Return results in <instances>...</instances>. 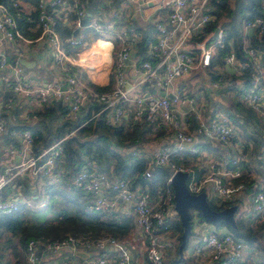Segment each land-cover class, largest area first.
<instances>
[{
  "label": "built area",
  "instance_id": "1",
  "mask_svg": "<svg viewBox=\"0 0 264 264\" xmlns=\"http://www.w3.org/2000/svg\"><path fill=\"white\" fill-rule=\"evenodd\" d=\"M20 1L12 0L11 5L0 2V93L10 91L15 95L14 99L8 97L5 101L0 94V106L3 104L11 109L22 100L24 108L20 117L30 122L37 118V112L45 104L59 101L66 107L62 118L70 122L71 130L38 153L33 152V136L28 129L16 133L19 148L3 147L0 213L16 211L23 201L29 204L21 193L22 184L15 182L19 176L33 178L38 189L45 182L63 180L64 171L55 169L56 158L62 152V141L95 116L104 114L109 126L145 124L150 128L149 139L160 130L170 132L173 138L171 144L158 145L150 154L143 142L128 151L132 156L147 159V167L142 172L147 182L152 176V167H170L164 186L154 192L149 183L133 185L129 179L117 178L112 170L96 171L92 169L91 161L82 163L72 177L75 186L91 195L90 209L132 216L133 226L127 238L122 240L111 233H67L47 242L30 239L26 243L25 264H165L164 260L174 255L175 248L171 223L176 219V212L170 178L177 170L191 173L187 180L190 192L209 188L206 192L208 200L217 205L236 199L241 202L250 196L251 221L264 219V187L251 173L256 172V168H252L253 171L238 166L231 168L247 161L244 158L232 155L229 162L212 160L198 178L190 164L185 166L170 161L173 152L186 146H190V151L198 152V141L202 136L224 147L235 141L237 155L243 151L237 137L240 128L232 123L227 110L209 103L211 110L206 113L207 100L202 95L196 99L198 94L191 95L182 84L183 79L197 69L207 73L211 66L218 75L210 81L205 95L219 92L218 96L224 98L222 96L237 90L239 101L262 118L264 133V60L262 52L250 45L247 34L251 29L256 39L262 38L264 2L263 14L242 25L245 57L240 58L234 49H230L221 64L211 65L213 50L226 34L224 28L217 27L215 39H210L213 32L201 40L194 37L214 20L213 0H155L153 26L148 37L132 22L136 9H132L130 0H120V4L113 7L109 6L112 4L109 0L93 12H88L79 0H37L29 8ZM121 3L130 8L122 9ZM146 3L147 0L137 2V8L143 9ZM68 8L75 16L66 25L78 33L63 37L57 30V20ZM24 11L27 21L33 23L27 27L36 32L34 37H26L19 28L18 19ZM34 13L35 18L32 17ZM145 38L148 42L145 57H142L141 42ZM40 46L48 56L43 68L50 75L45 81L39 75L34 80V75L25 73V67L19 61ZM4 47L13 52L12 58L8 57ZM100 57L104 61L109 59L106 63L110 64V87L106 90L97 89L95 85L98 84L89 76L91 70L99 71L106 64ZM97 58L99 61L96 62ZM226 67L233 68L239 78L237 84L232 81L236 88L221 84V80L230 75ZM245 75H248L247 80ZM189 117L195 123L190 122ZM5 130V120L0 117V135ZM164 134L169 137V133ZM247 144L249 150L250 144ZM250 180L253 183L248 187L246 182ZM247 188H252V192ZM191 215V230L194 232L195 229L194 234L198 232L195 236L203 241L196 242L193 251L202 252L207 248L209 252L206 260L200 263L241 264L246 252L255 253V247L233 236L224 226L218 227L224 228L223 232L213 230L203 236L200 226L214 223L202 219L196 210L191 211ZM81 252L86 255L81 256Z\"/></svg>",
  "mask_w": 264,
  "mask_h": 264
},
{
  "label": "trees",
  "instance_id": "2",
  "mask_svg": "<svg viewBox=\"0 0 264 264\" xmlns=\"http://www.w3.org/2000/svg\"><path fill=\"white\" fill-rule=\"evenodd\" d=\"M29 1L33 2V4L37 2V0ZM98 1L79 0V4H83L88 11L93 12L97 8L95 5ZM0 2L11 5L12 0H0ZM213 2L215 8L212 9V13L215 18L203 28L202 32L197 34V36L199 35L198 40H201L208 37L218 26L223 27L226 32L222 43L217 44L213 50L211 65L221 64L223 57L230 49H234L240 58H244L242 25L246 20L263 14L262 5L264 0H213ZM112 3L117 6L120 4V0H112ZM72 16L74 17L75 14H72ZM22 17L25 20L24 15H22L18 19V24H20ZM32 17L35 18V13L32 14ZM27 24L32 25L33 23L28 21ZM57 30L63 37L78 33V30H73L70 26L62 24L61 21L59 22V20H57ZM21 31L23 30L21 29ZM150 31V27L145 29L146 37L150 35ZM248 38L250 45L262 52L264 60V33L261 39H256L253 34H248ZM147 42L146 38L141 42L140 53L142 57H145V44ZM207 74H209L211 80H215L218 77L211 66H209ZM247 78L248 75H245L246 80ZM235 79L236 77L230 74V77L228 75L226 79L221 80V84L225 85L226 88H236V85L232 83ZM95 87L100 90H106L110 86L95 85ZM236 93H238L237 90ZM0 94L4 100L8 97L15 98V95L10 91L1 92ZM206 97H208L212 107L219 106L215 104L216 101L213 96L206 94ZM234 105L238 107L236 114L242 115L245 124L239 122L235 115H231L233 124L245 127L246 123H252L254 119L258 118L253 110L243 106L239 100ZM23 108L22 100L18 101L11 109H7L3 104L0 106V117L4 118L6 127V130L0 135V161L4 152L3 147H20L19 138L16 137L17 132L28 129L33 136V152L38 153L42 148L71 130L70 122L62 118L66 112V107L59 101L45 104L42 110L37 112V118L30 122L24 121L20 117ZM192 121L195 123V120L192 119ZM163 132L164 130H160L158 135ZM148 133H150V128L145 124L109 126L105 121L104 114H100L91 118L82 127L78 128L74 134L69 135L62 141V152L55 162V169L62 170L65 173L62 181L45 182L38 189L33 178L19 176L15 182L22 184L21 193L26 199L33 201L35 205L39 204L37 201L42 202V200H45V202L39 204L40 206L29 208L30 206H28L27 202L23 201L19 204V208L16 211L0 213V238H5L4 242L8 244L7 247L12 249V253L16 257L13 261L4 260L6 248L3 243H0V264H25V248L27 241L30 239H39L47 242L58 239L67 233L94 235L111 233L119 238L127 236L133 226L132 216L115 211L90 209L91 195L75 186L72 177L82 163L91 161L92 169L96 171L109 172L112 170L117 178L129 179L133 185L149 183L154 192L158 187L164 186L169 176L170 167H152V176L147 182L142 177V172L147 167V159L144 156H132L128 153L135 145L139 144L141 146L142 142L149 140ZM251 133H254V135L250 134V132H241V136L245 140L252 139L256 142V146L253 145L252 153L256 157L257 155L259 156L257 158V160L260 159L258 164L264 167V134L261 131ZM154 136L156 137L157 135ZM209 144L213 148H218L217 150L220 149L217 145H211L210 141H203L202 146ZM247 148L248 146L245 145L243 149L246 150ZM190 157H196V155L189 149H183L173 152L170 156V161L185 165L189 164L188 158ZM238 165H232L231 167H237ZM248 165L244 164L242 168L246 169ZM247 170L251 169L248 168ZM195 177L198 178V175L196 174ZM252 183L253 180L246 182L248 187H251ZM209 203L214 209H221L224 206L236 204L233 200L223 202L220 205L215 204L212 200H209ZM175 215L176 219L172 221L171 227L178 232L177 240L180 242L179 235L183 227L178 215ZM198 215L202 219L209 221L201 213L198 212ZM235 220L236 226L234 227L225 221H219L214 224L224 226L233 236L243 240L248 246L257 248V263L264 264V219L252 222L250 217H241L236 211ZM8 234L12 235L11 239H13L14 245H12L10 237L4 236ZM180 263L193 264L189 263L185 257L179 258L177 245L175 254L166 258L165 264Z\"/></svg>",
  "mask_w": 264,
  "mask_h": 264
},
{
  "label": "crops",
  "instance_id": "3",
  "mask_svg": "<svg viewBox=\"0 0 264 264\" xmlns=\"http://www.w3.org/2000/svg\"><path fill=\"white\" fill-rule=\"evenodd\" d=\"M109 2V0H99L95 6H97V8L100 7V4H104L107 2ZM122 1V0H121ZM127 1V0H125ZM140 2V1H144V0H130V5L132 7V9H136L135 13H134V18L132 20V22L134 23L135 27L138 28V30H140L142 33L145 31V29H147L148 27L151 28V31H152V26H153V17H154V11H155V6L153 5L154 4V1L155 0H147V3L144 5L143 9H138L137 8V2ZM20 3L26 7V8H29L33 2L29 1V0H21ZM99 3V4H98ZM124 3V2H123ZM121 3V8H130V6H128L126 3L123 4ZM110 7H113L115 6V4H109ZM96 8V9H97ZM69 9V8H68ZM95 9V10H96ZM70 10V9H69ZM67 10V11H64L60 14L59 16V22L61 21L62 24L66 25L67 22H70L73 18L71 17V14L74 15V12L72 10ZM87 10V9H86ZM94 10V11H95ZM157 10V9H156ZM88 11V10H87ZM90 12V11H88ZM24 17H25V20L24 18L22 17L21 20H20V24H19V27L24 31L23 34L26 36V37H34L36 35V32L33 31V30H30L27 26V19H26V13L24 11L23 13ZM250 30L249 29L247 31V34H252L253 33V30H251V33H250ZM150 31V32H151ZM4 51L7 52V55L9 58H12L14 56L13 52L7 48L4 47ZM48 58L47 54H45L44 50H43V46H40V47H37L36 50H32L30 55L27 56L26 60L27 61H30L31 62V65L30 66H25V73L27 74H30V75H34V80L36 79V76L38 77V75L40 76V78L42 79V81L44 80H47L49 78V73L45 71V69L43 68L44 66V63L46 61V59ZM99 61V59L97 58L96 62ZM109 66L110 64H105V67L104 69L107 70V73L109 71ZM226 69L229 71V73L232 75V76H235L236 79L234 80L235 84H237L239 82V78H237L238 76L234 74V71H233V68L231 69H228L226 67ZM0 73H1V70H0ZM96 75L95 76H91L90 75V72H89V76L92 78V80L100 85V86H106V85H109V76L106 74V76H100L98 75L97 72H95ZM230 77V75H229ZM96 78H98V80H96ZM216 94V93H215ZM215 94H212L211 96H213L215 99V104H218L219 106L220 105H223L224 106V109L227 110V113L231 119V115H235L236 118L239 120V122L241 123H244V119L242 117V115H238L236 114V111H238V107L235 106L234 104L239 100L238 99V96H237V93H234V94H231L229 95V99L227 100H224L226 98H220L218 97V95H215ZM209 103H211L209 101ZM242 104V103H241ZM243 106H245L244 104H242ZM240 106V104H239ZM246 108H249L247 106H245ZM250 109V108H249ZM252 110V109H251ZM254 111V110H253ZM255 112V111H254ZM256 113V112H255ZM242 114V113H241ZM257 115V119H254L252 121V123L248 122L246 123L245 127H240L238 125V127L240 128V132H250V134L254 135V133H251V132H258V131H262L261 127H262V118L259 116L258 113H256ZM232 120V119H231ZM245 124V123H244ZM243 128V129H242ZM258 130V131H257ZM169 133V137H167L165 134L163 133ZM163 133H160L158 135V133H153L151 139L149 140H146L143 142V144L148 148L147 149V153L150 154L152 153V151L154 150V148L158 145H161V144H164V143H169L171 144L173 142V138L171 137V134L170 132L168 131H165L164 130ZM264 134V133H263ZM154 135H157L156 137ZM240 135V134H239ZM237 137H238V134H237ZM242 142V148H244V142L245 144L248 146L247 143L250 144V149L248 150L247 148V153H244L245 150L243 149L242 153H240V155H237L238 153H236L235 149L236 148V145L238 146L237 143L232 142L231 145H228L226 147L224 146H220L218 145L217 143L216 144H213L208 138H205V137H201L200 138V141H198V144H199V150L198 152H192L196 155V157H190L188 158V161H189V164L190 166L192 167L193 169V173H195V175L197 174L198 177L202 176L204 174V172L208 169V164L210 161L212 160H220V161H224V160H227L228 162L230 161V157L233 155V156H236L237 158H244V160H247V161H244L242 163H240L238 165V167H242V165H250L251 162H256V165H255V168H256V172H251L253 177L255 178V180H257L258 184L262 187H264V167H262L261 164H258V162L260 161V159L257 160V158H259V156L257 155V157L252 153V148H253V145L256 146V142L252 139H249V140H245L242 136L241 138L238 137ZM238 140V139H237ZM203 141H207L211 143V145H217L219 146L220 149L222 150H217L218 148H213L209 145L207 146H202V143ZM144 146V147H145ZM190 146H186L185 150L186 149H189ZM249 147V146H248ZM263 149V147H262ZM261 150V149H260ZM224 151V153H223ZM248 165V166H249ZM232 168V167H231ZM249 169H252L249 167ZM198 171V172H197ZM253 171V170H251ZM261 171H263L261 173ZM206 190L208 191L209 188H206ZM206 191V192H207ZM236 202V205L238 206V209H237V214L240 215L241 217H243V210H245V215L246 217H249V213L251 212V206H250V196H246L241 202H238V200H234ZM240 206L243 207V210L242 211H239L240 209ZM250 207V209L248 210V208ZM247 209V210H246ZM239 211V212H238ZM251 221V219H250ZM219 226L215 225V224H204L202 226H200L199 228V231L200 230H203V236L208 234L209 232L213 231V230H217V231H225L224 228H218ZM195 233V229H194V232L193 230H191V233L188 237V241H187V245L185 246L184 248V255L183 257H185L189 263H193V264H199L200 261L201 262H204L206 260V258L208 257V249L207 248H204V250L202 252H196V251H193L194 249V245L196 242H200L202 243L203 241L201 240V238H197L195 235L198 234V232ZM174 237H173V240L177 238L176 236V231H174L173 233ZM203 238V237H202ZM256 251L255 253L253 254H248L247 252L245 253V256H244V259L242 261L241 264H258L257 263V255H258V250L257 248H255ZM194 252V253H193ZM81 256H85L86 254L84 252H81L80 253ZM187 255V256H186ZM171 257V256H170ZM259 260V259H258ZM180 264H184V263H180ZM206 264V263H204Z\"/></svg>",
  "mask_w": 264,
  "mask_h": 264
},
{
  "label": "water",
  "instance_id": "4",
  "mask_svg": "<svg viewBox=\"0 0 264 264\" xmlns=\"http://www.w3.org/2000/svg\"><path fill=\"white\" fill-rule=\"evenodd\" d=\"M217 32L218 28L216 27L210 39H215L217 37ZM19 61L25 66L31 65V62L24 58H21ZM227 68L231 69L230 67ZM170 97H172V95H170ZM190 174L191 173L188 171L177 170L170 178V185L173 190L174 210L183 227L182 232L179 235V258L183 257V250L187 245L188 237L191 233L192 225L190 218L192 210L198 211L205 219L212 223L225 221L233 227L236 226L235 213L237 211V205L232 204L224 206L221 209L212 208L205 190L198 193H192L188 189L187 180L190 177ZM247 191L252 192V188H247Z\"/></svg>",
  "mask_w": 264,
  "mask_h": 264
},
{
  "label": "rangeland",
  "instance_id": "5",
  "mask_svg": "<svg viewBox=\"0 0 264 264\" xmlns=\"http://www.w3.org/2000/svg\"><path fill=\"white\" fill-rule=\"evenodd\" d=\"M71 17L72 18H74L73 16H72V14H71ZM84 33L87 35V33H88V31H84ZM198 38H199V35L197 36V37H195L194 39L195 40H198ZM102 59V62H107L109 59H106V61H104V59L102 58V57H100V60ZM105 65V64H104ZM102 66V68L99 70V71H95V72H97L98 73V75H100V76H106V74L110 77V75H109V72L107 73V70L106 69H104V67L105 66ZM90 75H91V73H90ZM86 76H87V74H86ZM91 76H93V75H91ZM88 80H89V77L87 76L86 77ZM96 80H98V78H96ZM211 79H210V76H209V74H207L206 73V70H201V69H197V70H195V73L193 74V73H191L189 76H187L185 79H183V81H182V84H184L187 88H188V90H189V92L191 93V95H193V94H198V96H197V98L196 99H198L199 98V96H203L206 100H207V103H208V107L206 108V113L208 112V114L210 113V110H211V108L209 107V99H208V97H206V95H205V92L207 91V89H209V85L211 84ZM224 87H226L225 85H224ZM217 93V95H219V92H216ZM219 97V96H218ZM222 97H224V98H226V99H224V100H227V99H229L230 97L229 96H222ZM198 101V100H197ZM200 102L198 101V107H200V104H199ZM219 108H222V109H224V106L223 105H220L219 106ZM189 120H190V122H191V120H192V117H189ZM188 120V121H189ZM194 120V119H193ZM238 137H240L241 138V132H240V135L238 134ZM145 149L147 150V147H145ZM255 165H256V162H251L250 163V165L246 168V169H248L249 167L250 168H255ZM185 166H188V164L186 165L185 164ZM29 200V199H28ZM43 202H45V200L43 201L42 200V202H40V201H37V203H39V204H43ZM29 204H28V206H30L29 208H34L35 206H40L39 204H37V205H35V203H33V201H30L29 200V202H28ZM250 209V207L248 208V210ZM243 210V207H241L240 206V209H239V211H242ZM247 210V209H246ZM195 210H192V213L194 212ZM238 211V212H239ZM243 216L245 215L244 213H245V210H243ZM177 233L178 232H176V236H177ZM4 236H6V237H10V239L12 238V235L11 234H8V235H4ZM124 237H126V236H124ZM124 237L123 238H121L122 240H124ZM128 237V236H127ZM126 237V238H127ZM4 240H5V238L4 237H1L0 238V243H3L4 244V246H5V248H6V251H4V260H6V259H9V260H15V254H13L12 253V249L11 248H9V247H7L8 246V244H6L5 242H4ZM12 240V245H14V241H13V239H11ZM174 242H175V244H174V246H175V248H174V254H175V250H176V247H177V245H178V240H177V238L176 239H174ZM17 248H19V247H17ZM187 256V255H186ZM164 262H165V260H164Z\"/></svg>",
  "mask_w": 264,
  "mask_h": 264
},
{
  "label": "bare ground",
  "instance_id": "6",
  "mask_svg": "<svg viewBox=\"0 0 264 264\" xmlns=\"http://www.w3.org/2000/svg\"><path fill=\"white\" fill-rule=\"evenodd\" d=\"M90 73H91V75H93V76H95V75H96V73H95V71H94V70H91V71H90Z\"/></svg>",
  "mask_w": 264,
  "mask_h": 264
}]
</instances>
